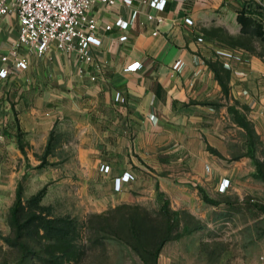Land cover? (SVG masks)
I'll return each mask as SVG.
<instances>
[{
  "label": "rangeland",
  "instance_id": "rangeland-1",
  "mask_svg": "<svg viewBox=\"0 0 264 264\" xmlns=\"http://www.w3.org/2000/svg\"><path fill=\"white\" fill-rule=\"evenodd\" d=\"M258 9L240 42L264 61ZM17 20L0 21L1 55ZM27 93L31 99H8L15 125L0 140V181L14 171L16 184L15 193L0 195V264H264V137L252 111L256 101L229 104L231 117L209 132L210 154L198 171L167 159L120 163L69 108L42 141L33 116L51 108L38 105L40 86ZM125 171L133 177L119 188ZM224 178L229 184L219 190ZM9 182L2 183L6 190ZM200 186L217 202L206 200ZM18 200L27 252L15 241L11 208Z\"/></svg>",
  "mask_w": 264,
  "mask_h": 264
},
{
  "label": "crops",
  "instance_id": "crops-1",
  "mask_svg": "<svg viewBox=\"0 0 264 264\" xmlns=\"http://www.w3.org/2000/svg\"><path fill=\"white\" fill-rule=\"evenodd\" d=\"M251 3L264 10V0H192L186 9L180 1L168 0L164 10L152 7L150 0H135L133 6L121 0L117 5L97 1L91 12L102 22V44L93 46L91 63L81 62L75 52L52 47L42 56L31 54L26 68L0 78V140L15 125L8 99H31L27 92L33 85L43 93L38 105L51 108L46 115L37 111L33 116L34 131L42 141L69 108L120 163L167 159L204 169L212 142L209 132H217L224 117H231L229 104L235 100L257 102L252 111L264 137V61L246 54L240 42L246 33L239 14ZM119 15L132 19L124 41L118 26L103 28V22ZM187 15L193 24L186 21ZM15 17L2 20L14 24ZM17 26L18 20L16 35ZM4 31L2 27L0 38ZM4 46L2 54L7 52ZM110 169L117 173L116 166ZM13 172L0 181V195L15 193ZM5 180L11 181L7 190L2 186Z\"/></svg>",
  "mask_w": 264,
  "mask_h": 264
},
{
  "label": "built area",
  "instance_id": "built-area-1",
  "mask_svg": "<svg viewBox=\"0 0 264 264\" xmlns=\"http://www.w3.org/2000/svg\"><path fill=\"white\" fill-rule=\"evenodd\" d=\"M97 1L108 5H117L120 0H0V21L6 16H16L18 19L17 35L11 36L5 42L7 52L1 55L4 65L0 67V78H4L18 68H26L29 56H42L52 47L60 50L75 52L83 63H91L95 59L94 45L102 44L99 34L101 21L91 12ZM128 6H133L135 0H121ZM186 9L192 0H178ZM195 1V0H193ZM168 0H150V5L164 10ZM150 16H153L150 14ZM186 21L194 23V19L187 15ZM132 19L119 15L115 20L103 22V28L110 30L114 26L122 29L119 36L121 41L129 38L128 28ZM158 29L154 30L157 33ZM203 40V36H199ZM84 67H80L83 72ZM120 97V94H118ZM110 164L104 170H110ZM133 177L130 171L117 176V186ZM230 179L224 178L219 190H225Z\"/></svg>",
  "mask_w": 264,
  "mask_h": 264
},
{
  "label": "trees",
  "instance_id": "trees-1",
  "mask_svg": "<svg viewBox=\"0 0 264 264\" xmlns=\"http://www.w3.org/2000/svg\"><path fill=\"white\" fill-rule=\"evenodd\" d=\"M259 7H260L259 4L251 3V5L250 4L247 5L243 9L242 13L239 14V19L241 20V22L243 24V29L245 28V26H244L245 21L247 19H251L252 16H253L252 14L254 12L259 13L258 12V10H259L258 8ZM233 112H235V110H233ZM238 121L242 122L243 120L238 116ZM249 151H250V154L252 156H254V148H253V146L250 145ZM258 167L260 169V163L259 162H258ZM259 173L262 174L261 171H259ZM200 189L202 190L203 196H204V198L206 200H211V201L217 202L216 199H214V198L209 196L208 192L202 186H200ZM20 192H21L20 189H18V195H20ZM11 212H12V218H13V222L15 224V229H16V233H17L15 241L22 247L24 252H27L28 246H27V241L24 238L25 233L23 232V227H24L26 221L21 220V206H20V201L19 200L12 206Z\"/></svg>",
  "mask_w": 264,
  "mask_h": 264
}]
</instances>
